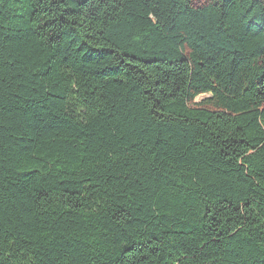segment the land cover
Here are the masks:
<instances>
[{
  "label": "trees",
  "instance_id": "1",
  "mask_svg": "<svg viewBox=\"0 0 264 264\" xmlns=\"http://www.w3.org/2000/svg\"><path fill=\"white\" fill-rule=\"evenodd\" d=\"M0 264H264V0H0Z\"/></svg>",
  "mask_w": 264,
  "mask_h": 264
}]
</instances>
